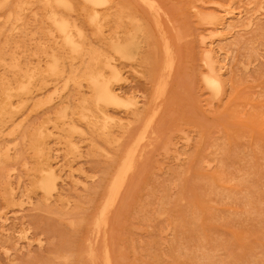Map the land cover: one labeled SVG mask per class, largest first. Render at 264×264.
<instances>
[{"label":"rangeland","instance_id":"1","mask_svg":"<svg viewBox=\"0 0 264 264\" xmlns=\"http://www.w3.org/2000/svg\"><path fill=\"white\" fill-rule=\"evenodd\" d=\"M68 1L0 0V264H264V0Z\"/></svg>","mask_w":264,"mask_h":264},{"label":"bare ground","instance_id":"2","mask_svg":"<svg viewBox=\"0 0 264 264\" xmlns=\"http://www.w3.org/2000/svg\"><path fill=\"white\" fill-rule=\"evenodd\" d=\"M41 1H44L46 4H57V5H59V4H65V5H69L68 4V0H41ZM92 1H96V0H92ZM98 1V0H97ZM103 1V0H102ZM149 1V0H148ZM147 1V2H148ZM99 2H101L100 0H99ZM134 2V1H133ZM142 2V1H141ZM143 2H144V4H146L147 2H146V0H143ZM158 2V1H157ZM153 3V2H152ZM147 5H149V2H148V4ZM149 6H152V5H149ZM160 6V5H159ZM66 7H68V6H66ZM55 22L56 23H58L60 26H61V31L63 32V36H64V39H65V41H66V43L67 44H69V45H71L72 47H77V40H76V37H75V35L72 33V31H71V29L69 28V26H67V25H61L62 23L59 21V19L58 18H56L55 17ZM168 62V61H167ZM107 65L108 66H110V67H112V63L111 62H107ZM92 76V82L93 83H95V84H97V85H99V87H102V90H103V94H104V96H105V98H106V100L107 101H109V102H117V98H119V96L117 95V93H116V91L114 90V89H112L111 87H110V80H108V79H105V76H104V74L103 73H101V72H98L96 75H91ZM207 82L209 83V84H211V85H214V86H218V80H216V79H211V78H208L207 79ZM132 151V150H131ZM131 153V152H130ZM126 159V158H125ZM129 159V158H128ZM128 159H127V161H128ZM124 162H126V161H124ZM131 163H132V161H131ZM125 165H126V163H125ZM131 165V164H130ZM126 167V166H125ZM131 167V166H130ZM132 168V167H131ZM124 169V168H123ZM128 169V168H127ZM128 170H130V169H128ZM127 171V170H126ZM125 171V172H126ZM119 172H121V171H119ZM118 172V173H119ZM124 172V171H123ZM127 173V172H126ZM125 173V174H126ZM122 175V174H121ZM121 175H120V177H121ZM119 175L116 173V176H115V180H114V187H116V186H118V184H117V181L119 180V177H118ZM124 176H126V175H124ZM117 177H118V179H117ZM121 178H123V177H121ZM120 181V180H119ZM118 181V182H119ZM124 181V180H123ZM120 183V182H119ZM121 184V183H120ZM113 185V184H112ZM110 187H112V186H110ZM112 189H113V187H112ZM116 192V191H115ZM115 195V194H114ZM113 200L112 201H114V196H113V198H112ZM111 202V201H110ZM109 202H107V204H108ZM105 204V203H104ZM106 206V205H105ZM109 206V205H108ZM106 212V211H105ZM105 215V214H104ZM92 253H93V255H92V258L94 259V260H97L98 259V257H97V253L95 254L94 253V251L92 250ZM104 264H113L112 263V260H111V255H110V253H109V251L108 250H106L105 251V254H104Z\"/></svg>","mask_w":264,"mask_h":264}]
</instances>
